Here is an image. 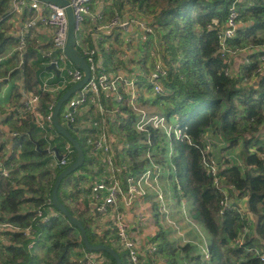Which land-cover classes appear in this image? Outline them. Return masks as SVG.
I'll return each mask as SVG.
<instances>
[{"label":"trees","instance_id":"obj_1","mask_svg":"<svg viewBox=\"0 0 264 264\" xmlns=\"http://www.w3.org/2000/svg\"><path fill=\"white\" fill-rule=\"evenodd\" d=\"M128 2L135 12L152 16L147 18L152 21L155 33L161 35L165 51L167 95L153 103L152 114L164 116L181 130L182 135H187L190 142L167 138L161 130L136 133L135 115L130 111L127 99L117 103L112 97L102 95L101 103L107 112L105 127L113 145L111 154L116 166H120L125 157H130L132 163L121 174L137 175L149 164L148 160L139 157L150 153L154 162L169 169L174 201L178 204L184 200L191 220L206 232L210 259L203 264H264L260 260L264 256V61L260 60L264 56V0H240L237 32L234 39L227 42L224 52L220 49L216 29L226 22L232 0ZM112 7L116 11L121 8L115 2ZM9 11L10 0H0V55L15 43L14 38L1 31L2 25L10 19ZM107 12V17H114L110 9ZM79 36L82 43L89 42L86 48L96 44L85 33ZM120 37V34L114 35V47L108 50L103 48L106 38L99 43L107 73L125 69ZM249 47L254 49L252 54H240V58L246 56L247 62L242 59L239 64L232 60V52ZM50 48L35 39L27 40L21 57L17 53L0 66V77L15 82L8 100L9 109L19 107L24 90L38 94L41 112L48 114L52 112L49 108H54L58 99L71 88L69 85L57 95L41 91L44 79L52 76L49 83L55 84L62 77L47 70ZM82 48L75 45L76 51L84 56L85 48ZM142 70L145 75L137 77V84L147 92L151 85L148 72ZM245 80H249L250 87ZM121 92L125 96L124 90ZM140 98L143 101L142 93ZM88 108L90 111L95 109L91 104ZM58 119L61 122L60 112ZM0 124L15 136L11 140L10 153L5 154V148L0 145V159L9 171L8 178H0V211L4 222L21 231L4 234L10 246L0 249V264H76L72 260L74 255L89 252L82 246L79 231L50 202L55 179L66 167H50L51 156L44 153L48 148L59 150L67 141L55 129L39 130L30 115L14 118L12 113H6ZM208 132L216 136L212 143L217 146L214 149L219 148L222 141L225 143V147H220L222 157L223 152L240 149L243 170L224 158L217 160V176L207 175L201 151L204 149L203 137ZM71 135L80 144L85 159L80 168L61 181L58 199L82 224L91 245H105L118 254L121 264H131L123 249L113 247L118 243L114 217L109 215V221L100 223L91 186H87L101 178L104 168L103 152H95L87 144V138L94 139L97 131L85 128L78 133L71 132ZM147 135L152 141L149 146L142 143ZM76 157L73 149L70 164ZM226 197L233 202V208L220 214V202ZM240 198L246 200L252 224L247 227L242 244L235 247L232 244L242 238L246 225L236 203ZM50 210L53 215L49 214ZM37 211L48 217V221L43 222ZM28 227L34 230L35 248L32 251L27 249L30 240L22 233ZM154 241L162 264H180L166 232L160 231ZM191 249L193 247L188 245L182 251L187 253ZM98 254L109 264H115L106 252Z\"/></svg>","mask_w":264,"mask_h":264},{"label":"built area","instance_id":"obj_2","mask_svg":"<svg viewBox=\"0 0 264 264\" xmlns=\"http://www.w3.org/2000/svg\"><path fill=\"white\" fill-rule=\"evenodd\" d=\"M66 1L69 3L73 13L75 45L82 43L79 35H83L85 21L88 18L93 19L97 25L95 29L98 30V33H101L104 29L114 30L120 28L126 32L134 29L138 33L154 39L155 32L152 27V21L147 17H113L107 20V17H104L102 13H97L96 17H91L93 0ZM239 2L240 0H232L226 22L221 28L216 29L218 31L217 39L222 52L227 50V42L234 39L236 35L237 20L239 18L237 4ZM9 12L10 18L13 15L23 16V14H26L27 18L23 24L22 31L14 38L15 43L11 44L0 55V66L4 65L5 61L14 57L17 53L21 57L26 50L27 40L32 41L35 38L32 37L36 33H48L52 52L47 55L49 57L47 66L53 65L62 77L55 84L49 83L53 79L52 76L47 77L41 83V91L57 95L66 89L67 86L71 85L72 87L83 79V73L75 68L64 55L68 21L63 8L52 3H41L37 0H10ZM99 37L96 36V39H99ZM98 45L99 41L96 40L94 47L84 49V59L90 72L89 80L80 90L72 93L64 103L66 106L64 107L63 104L60 109L61 120L64 125L61 122L60 124L65 128L69 124L70 127L67 129L70 134L74 132L72 129H76L78 132L85 128L97 131L94 139L87 138V144L95 152L102 151L104 154L102 177L90 187V192L96 201V213L105 217L114 216L117 241L126 252L131 264H162L163 261H161L160 255H157V244L154 241V238L161 230H164V232L172 231V235L176 233L175 244H179V241H182L183 243L194 245L198 249V254L200 255L203 252L202 258L205 261L209 260L210 255L206 238H204L199 226L191 220L184 201L180 202V210L177 211V215L172 212L171 203L173 196L169 189V186H172V175L169 169L154 162L150 153H147L144 154L143 158L148 160L149 164L144 169L138 172L137 175L130 172L122 175L121 173L128 166L125 163L116 166L110 154L111 148L105 129L107 112L101 103L102 95L112 97L117 103H122L127 99V105L136 117L134 122L136 133L146 134L150 129L161 130L167 138L174 137L176 140L185 139L190 142L188 136L182 135L181 130L169 123L164 116L150 114L146 110V102H155L159 97L167 95L164 81L168 76V70L164 64L163 56L154 57L152 55L149 59L148 82L151 88L148 92L149 99L146 101L143 90L138 87L137 77H127L121 71L112 74L107 73L105 68L99 63ZM252 50L249 47L244 50L234 51L232 55L235 56L243 52L252 54ZM55 51L57 53L52 57L51 54ZM260 60L264 61V56H261ZM245 61L247 62L246 59ZM4 82L7 83V79L0 77V91ZM245 83L248 84L249 80H245ZM121 88L125 89V96L121 93ZM141 93L143 101L140 98ZM21 95L19 107L9 109L8 113H12L14 118L30 115L39 130L45 132L54 130L52 112L48 114L41 112L39 95L24 90L21 91ZM89 104L95 108L94 111L89 110ZM49 109L53 111V107ZM4 118L0 115V123ZM0 127H2L1 124ZM2 128L3 132L6 131L5 127ZM11 136L15 137L14 135ZM49 140H52V136L49 137ZM204 140V149L201 151L202 165L206 169L207 175L215 178L217 176V161L210 155V143L205 138ZM142 143L147 146L151 145L150 136L147 135L146 140ZM72 148V145L67 141L63 147L59 148L61 152H58L59 150L55 147L52 150L46 149L47 154L51 156L50 167H67L72 159ZM11 151L12 145L9 153ZM57 154L60 159L57 158ZM163 169L165 172H163ZM8 176L9 171L5 167L4 161L0 159V178H8ZM229 202L227 197L220 202V214L233 208ZM244 209H246L245 205ZM37 214L43 222L48 221V217H43L42 212L37 211ZM180 225L186 226L187 230L182 232ZM16 230L18 228L16 229L4 222V216L0 211V249H3L4 246H10V241L4 234ZM131 231L136 235L132 236ZM189 231L195 235V239L189 238V236H193ZM22 233L30 240L27 249L32 251L35 248L34 230L28 227ZM192 240H196L198 243H194ZM242 242L243 238L232 245L239 247ZM72 260L76 264H109V261L102 255L91 252H81L80 256L74 255ZM260 260L264 263V256H261Z\"/></svg>","mask_w":264,"mask_h":264},{"label":"crops","instance_id":"obj_3","mask_svg":"<svg viewBox=\"0 0 264 264\" xmlns=\"http://www.w3.org/2000/svg\"><path fill=\"white\" fill-rule=\"evenodd\" d=\"M114 2L116 3L117 6H119V8L120 7L122 8V9L120 8V11H116L112 7ZM111 7H112V9H111ZM107 9L111 10V13L114 14V17H124V18H126V17H140V15L137 12H135V10H133L132 7L129 4H127V0H117V1L116 0H93V3L91 5V17H96L97 13H102L104 17H107V14H109V12H107ZM135 13H137V14H135ZM26 18H27L26 14H23V16L22 15L21 16L13 15L8 21H6L2 25V27H1L2 30L1 31H3L5 36L10 37V38H15L16 35H18L22 31L23 24H24ZM112 18L113 17H107V20H110ZM96 26L97 25L95 24L93 19L92 18H88L85 21L84 33H85V35L87 37L90 38V40L93 39L94 42H96V40H98L99 43H100V41H103L104 38H106V40H107L106 42L107 43L103 45V48L105 50H108L109 48L111 49V47H114L112 45V41L114 40V38H113L114 35L120 34V36H121L120 37L121 41H122V45L120 47V49L122 50V52H121L122 53V57L121 58H122V60H124L125 69H117L115 72H112V73H116L117 71H121L127 77H138L140 75H145L144 70H142V69H146V71L149 72L150 67H149V60L147 62V57L144 58L145 62L143 61L144 62L143 63L134 54H135V52L138 51V49H142V47H144L146 45V43H150V44L153 43L156 46V44L151 40V37L143 35L141 33H138L134 29L130 30L128 32H126V31H124V30H122L120 28H116L114 30L104 29L101 33H98V30L95 29ZM96 36H100L99 39H96ZM109 37H110L111 41L109 40ZM143 37H147L148 41H146ZM155 37L159 40V44H160L159 46H161L160 53L162 54L163 60H164L165 51L163 49V44L161 42V35L160 34L157 35L155 33ZM32 38H34L36 40V42H38L41 45H50L51 46V44H50V35L48 33H39V34L36 33ZM88 43L89 42L86 40V42L84 41V43H81L80 45H77V46H81L83 48H86V47H88L87 46ZM98 48H99V45H98ZM47 52H48V54L52 52V46ZM98 55H99V58H100L99 63L103 66V58H102V54H101L100 49L98 50ZM124 55H126V57H124ZM242 58H240L239 64H241ZM129 60H131V62H128ZM47 70L55 73L53 70H49L48 66H47ZM14 84H15V82L13 80H7V83H5V82L2 83V88H1V91H0V101H1L0 108L3 110V111H0V115H1L2 118L5 117V114L8 113V111H9L8 100H9L11 89L14 86ZM5 86H8V88L6 89ZM3 90H4V92H3ZM121 90H124V93L126 95L125 89L121 88ZM148 92L149 91H147V92L144 91V95L146 97V101H148V99H149ZM148 103L149 102H146V104H148ZM150 103H151V106L154 107V105H153L154 101L150 102ZM150 108L151 107H147L146 106V110L147 111ZM149 113L152 114L151 112H149ZM135 119H136V117H135ZM2 127H0V129H1L0 130V145H2L5 148V150H6L5 154H7V151L8 152L10 151L11 140L13 138L11 135H13V134L9 133L6 128H5L6 131L3 132V128ZM105 129H106V127H105ZM106 132H107V130H106ZM75 133H77V132H75ZM107 135H109V134L107 133ZM215 137L216 136H213L209 132L204 135V138L207 141L209 139L211 140L213 138H214V140H211V141H215L216 140ZM109 145H110V148H111V152H110V154H111L112 150H113V145L111 144L110 139H109ZM111 156H112V154H111ZM143 156H144V154L139 157L140 160L143 159ZM124 163L127 166H129L132 163V159L130 157H125L124 161H122L120 164H124ZM102 172H103V169H102ZM163 172H165L164 169H163ZM101 177H102V175H101ZM92 184H87L88 188ZM169 187H170L169 189L171 190V193H172V196H173V191L171 189L172 186H169ZM88 188H87V190H88ZM181 201H184V200H181ZM180 202L177 204L174 201V198H173V201L171 203V208H172V212L175 213V215H177L178 214L177 211L180 210ZM184 203H185V201H184ZM236 203L239 206H241L242 204L246 205V200H245V198H241V199L237 200ZM186 205L187 204L185 203V206ZM186 208H187V206H186ZM188 213H189V211H188ZM49 214L53 215V211L50 210ZM96 215L98 216V214H96ZM107 218L110 219V217H107ZM101 219L102 218H100V220ZM105 222H107V221H100L101 224H103ZM189 233L194 235L191 231H189ZM131 234H132V236L136 235L133 231H131ZM34 240H35V238H34ZM139 243H140V241H139ZM145 245H146V243H145Z\"/></svg>","mask_w":264,"mask_h":264},{"label":"water","instance_id":"obj_4","mask_svg":"<svg viewBox=\"0 0 264 264\" xmlns=\"http://www.w3.org/2000/svg\"><path fill=\"white\" fill-rule=\"evenodd\" d=\"M37 1L41 3H52L64 9L68 21V34H67V41L64 50V55L74 65L75 68H77L83 73V79L76 85L72 86L58 99L52 111V124L55 131L72 145L73 149L76 152L77 157L73 163L67 166L56 177L50 193V202L52 206L55 207V209L69 222V224L79 231L82 246L86 249V251L91 253H98L101 251L106 252L114 260L115 264H121V260L118 254L113 249L105 245H91L89 243L86 231L82 226V224L68 212L66 207L58 199V189L60 187L61 181L71 173L75 172L78 168H80L83 165L85 159L80 144L68 132L67 128H69L70 125L67 124V128H65L60 124L58 119L59 112L62 105L67 101V99L71 96V94L77 90H80L87 83L90 77V72L88 65L85 62L84 56L80 55L75 49V34L73 29L74 19H73L72 10L69 7V3L66 0H37ZM56 53L57 51L53 52L51 56L54 57ZM48 69L53 70L56 74L59 73L58 70H56L53 65H49ZM72 130L74 132H78V130L76 129H72ZM44 153H47V151H44ZM57 158L60 159V156L58 154H57Z\"/></svg>","mask_w":264,"mask_h":264},{"label":"rangeland","instance_id":"obj_5","mask_svg":"<svg viewBox=\"0 0 264 264\" xmlns=\"http://www.w3.org/2000/svg\"><path fill=\"white\" fill-rule=\"evenodd\" d=\"M127 4H129V2H128V0H127ZM135 14H137V13H135ZM139 15H140V17H150L151 15H149V14H140V13H138ZM120 16V15H119ZM152 17V16H151ZM119 18H122V17H119ZM146 41H148V38L147 37H143ZM151 40L156 44V46L153 44V43H146V45L144 46V47H142V49H138V51L137 52H135V56L137 57V58H139L142 62L145 60L144 58H146L147 57V62H148V60H149V58L153 55L154 57H158V56H161L162 54L160 53V48H161V46H159L160 44H159V40L154 36V39L153 38H151ZM254 50V49H253ZM259 51V50H258ZM248 55V54H247ZM249 56V55H248ZM247 56V57H248ZM231 57H232V60L234 61H237L238 63L240 62V53L239 54H237V55H231ZM242 59H246V56H245V58H242ZM231 60V61H232ZM247 60V59H246ZM233 61H232V63L231 64H233ZM241 62H243V61H241ZM227 75H228V73H227ZM246 85H248L249 87H250V84H246ZM5 88L7 89L8 88V86H5ZM3 92H4V90H3ZM0 105H1V101H0ZM64 107L66 106V104H64L63 105ZM146 106L147 107H151L150 109H148V112H151V113H153V111H154V107H152L151 106V103L149 102L148 104H146ZM0 111H3L1 108H0ZM156 111V110H155ZM61 123L64 125V122L61 120ZM211 140H214V138L213 139H211ZM210 139H209V146H210V150H211V153H212V156H214V158H216V161L217 160H221V161H223L224 160V158H228L233 164H235V165H237V166H239L240 167V169L241 170H243V163L241 162V159H240V156H239V148H235V149H233L232 151H226V152H223V156L224 157H222V152H221V150H220V147H225V143L222 141V145H219L220 147L219 148H216V149H214L213 147L215 146V147H217L216 145H213L212 143H213V141L212 142H210L211 141ZM222 158V159H221ZM219 187H221V185L219 186ZM222 191H223V193H227L226 192V189L224 190V189H222ZM174 198V197H173ZM241 199V198H240ZM231 200V199H230ZM229 199H228V202L230 201ZM233 202L232 201H230L229 202V204H232ZM246 206V205H245ZM238 207H239V209L240 210H238L239 211V213L241 214V216H242V218H243V220L245 221V223H246V225H245V228L243 229V236H242V238L244 239V235H245V233H246V229H247V227L249 226V225H251L252 224V218H251V215H250V213L248 212V210H247V208L246 209H244V204H242L241 206H239L238 205ZM188 210V209H187ZM189 214V213H188ZM98 216H100V218H102L101 219V221H109V219L107 218V217H104V216H102V215H100V214H98ZM114 217V216H113ZM179 221V220H178ZM180 222V221H179ZM103 230H105V228L104 229H102V231ZM180 230L183 232V231H186L187 230V227L186 226H183V225H180ZM161 231H164V230H161ZM172 231H168V232H166V237H167V239H168V241L171 243V245H172V247L177 251V254H178V257H179V262H180V264H203L202 262H204L205 260L202 258L203 257V252L200 254V255H198V252H197V247H195L194 245H191V244H187V243H183L182 241H179V244H175V237H177V235H176V233H174L173 235H172V233H171ZM201 232H202V234L204 235V237L207 239V236H206V232H205V230L203 229V228H201ZM185 236H187L186 234H184ZM189 238H193V239H195V236L193 235V236H189ZM242 238L240 239V240H242ZM192 242H194V243H198V241H196V240H192ZM235 242H237V240L235 241ZM188 245H190L191 246V248L193 247V249H191L190 251H188L187 253L185 252H183L182 251V249H184L186 246H188ZM113 247L114 248H116L117 250H120V251H122V248H121V245L119 244V243H116V244H114L113 245ZM120 254H121V252H120ZM199 257V259L197 260V258ZM209 260H207L206 262H208Z\"/></svg>","mask_w":264,"mask_h":264}]
</instances>
